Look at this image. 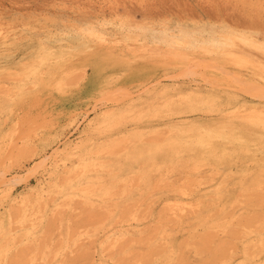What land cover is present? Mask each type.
Segmentation results:
<instances>
[{
  "label": "rangeland",
  "instance_id": "rangeland-1",
  "mask_svg": "<svg viewBox=\"0 0 264 264\" xmlns=\"http://www.w3.org/2000/svg\"><path fill=\"white\" fill-rule=\"evenodd\" d=\"M0 46V95L11 96L0 113V175L10 179L0 184V264H264V126L233 114L263 102L264 0H0ZM86 48L48 77L46 52L59 66ZM28 61L45 78L37 89L32 75L7 72ZM129 104L143 109L91 132L108 107ZM241 122L248 152L218 138L210 156L157 160L148 184L123 163L129 131L164 143L174 128L234 133ZM86 140L90 167L74 172L68 150Z\"/></svg>",
  "mask_w": 264,
  "mask_h": 264
},
{
  "label": "bare ground",
  "instance_id": "bare-ground-1",
  "mask_svg": "<svg viewBox=\"0 0 264 264\" xmlns=\"http://www.w3.org/2000/svg\"><path fill=\"white\" fill-rule=\"evenodd\" d=\"M105 41V40H104ZM2 44H3V46L6 44V41H4L3 40V42H2ZM1 47V46H0ZM73 51V50H72ZM77 51V50H76ZM96 52V51H95ZM98 52V51H97ZM45 54H47V56H45L46 58L45 59H43L44 58V56H42L41 58L43 59V60H41V62L42 61H46V62H44V64H45V66H44V68H45V70L47 71V75H48V77L50 78V77H53L54 75H55V72H56V68H57V70L58 69H62V70H65L66 71V69L68 68L69 69V66H68V64L67 63H69L71 60H74V59H76V63H77V57L80 55V54H85L86 56H89V55H91V49L90 48H86V50H84L83 52H78V53H72V54H69V56L68 57H66L65 59H64V61H63V63L61 64V65H59V66H54V65H50V60H51V54L50 53H48V52H46ZM94 55V54H93ZM89 58V57H88ZM103 58V57H102ZM47 59V60H46ZM94 59H96V56H94ZM93 59V60H94ZM99 59V58H98ZM242 60V59H241ZM40 61V60H39ZM236 61V60H235ZM74 62V63H75ZM238 62V61H237ZM30 63H32V61H28V62H26V63H23V65L21 66V68H20V70H18V69H13V68H8L7 70V72H9V70H12L11 72H12V76H15V77H17L18 79H21V78H23V77H27V76H31L32 75V78H33V83L35 84V88L37 89L38 88V86H40V85H44L43 84V82L45 81V78H41V74L40 73H36V72H34V70H33V68H31L30 66H31V64ZM175 63V62H174ZM30 64V65H29ZM42 65H44L43 63H41ZM79 64H81L82 65V70L83 69H85V70H87V67L89 66V63H88V60L87 61H85V62H82V63H78V65ZM78 65H76V67L78 66ZM101 66V65H100ZM100 66H98L97 68L99 69V67ZM150 66V65H149ZM161 66V65H160ZM186 67H188V66H186ZM71 68V67H70ZM79 69H81V67H78ZM77 68V69H78ZM96 68V69H97ZM41 70H42V68H40ZM95 69V70H96ZM94 70V71H95ZM189 70H191V69H189ZM193 70V69H192ZM191 70V72H193ZM65 71H63V73H66ZM81 71V70H80ZM97 71H99V70H97ZM96 71V72H97ZM182 71V70H181ZM187 71V70H186ZM194 71H195V69H194ZM83 73H84V71H82ZM81 72V73H82ZM77 73H78V71H77ZM14 74V75H13ZM161 74V73H160ZM3 75V74H2ZM9 75H10V73H9ZM66 75V74H65ZM167 75V74H166ZM93 76H95V73H94V75ZM102 76V75H101ZM169 76V75H168ZM175 76V75H174ZM96 78H98L97 76H95ZM173 77V76H172ZM206 77V76H205ZM210 77V76H209ZM11 78V77H10ZM161 78H163V77H161ZM62 79H64V78H62ZM88 79V78H87ZM67 80V79H66ZM95 80V79H94ZM97 80V79H96ZM163 80V79H162ZM216 80V79H215ZM137 81V80H136ZM72 82V81H71ZM95 82H97V81H95ZM157 82V81H156ZM159 83V82H158ZM172 83V82H171ZM234 83V82H233ZM3 84V83H2ZM93 85H94V83H92ZM100 84V83H99ZM163 84V83H162ZM175 84H178V83H176L175 82ZM229 84V83H228ZM96 85V84H95ZM1 86V85H0ZM16 88L15 89H13V91H21L22 89H23V84H22V82H19V84L17 85V86H15ZM163 87V89H161V91H163V90H165L164 89V87H166V85L164 86H162ZM161 87V88H162ZM179 87V86H178ZM193 87V86H192ZM227 87V86H226ZM232 86H230V88H231ZM90 88V87H89ZM108 88V87H107ZM166 88H168V87H166ZM233 88V87H232ZM236 88H238V87H236ZM9 90V89H8ZM180 90H182V89H178V93H181V92H179ZM192 90V89H191ZM260 90H264V88H260ZM9 91H12V89L11 90H9ZM161 91H159V93L161 92ZM193 91V90H192ZM247 91V90H246ZM258 91V90H257ZM5 92H7V91H5ZM164 92V91H163ZM250 92V91H249ZM165 93V92H164ZM164 93H162V95H164ZM193 93V92H192ZM252 93H254V92H252ZM198 95V97L197 98H200V99H202V95L201 94H199V93H197ZM257 94H259V93H257ZM10 95V94H9ZM9 95H8V93L6 94H3L2 96L0 95V113H1V111H2V107H3V104H4V101L6 100V99H8V98H11V96L9 97ZM13 95V94H12ZM87 95V94H86ZM95 95V94H94ZM101 95V94H100ZM99 95V96H100ZM132 95V94H131ZM166 95V94H165ZM172 95H173V93H172ZM220 95V94H219ZM256 95V94H255ZM130 96V95H129ZM252 96V95H251ZM122 97V96H121ZM166 97V96H165ZM164 97V98H165ZM179 97V96H178ZM206 97V96H205ZM253 97V96H252ZM255 98H263V102H262V104L260 105V106H257V107H245V106H242V107H238V108H235L234 110H233V114L234 115H236V116H239V117H242L243 119V121H245V122H247V123H251V124H254V125H258V126H264V95H261V94H259V95H257V96H254ZM51 98V97H50ZM196 98V99H197ZM204 98V97H203ZM104 98H102V99H98V100H103ZM166 99H168V98H166ZM173 99H174V96H173ZM57 100V99H56ZM107 100V99H106ZM114 100V99H113ZM120 100V99H119ZM169 100V99H168ZM176 100V99H175ZM184 100V99H183ZM191 100H192V97H191ZM190 99H189V102L191 101ZM198 100V99H197ZM208 100V99H207ZM122 101V100H121ZM173 101V100H172ZM261 101H262V99H261ZM9 102V101H8ZM133 102H134V100H133ZM175 102V101H174ZM184 102V101H183ZM194 102V100H192L190 103H193ZM244 102V101H243ZM129 103V102H128ZM170 103H171V101H169V102H167V106H169L170 105ZM182 103V102H181ZM185 103H187L186 101H185ZM189 103V104H190ZM20 104V103H19ZM104 105H105V103H103ZM135 104V103H134ZM145 104V103H144ZM148 104V103H147ZM242 104V103H241ZM128 107L126 108V109H124V110H122V109H119L120 111L118 112L117 111V109L116 110H113V107H112V109H110L108 106V108L107 109H109V110H107V111H105V112H102L100 115H98V117L96 118V122H95V126L93 125V127H95V128H93L92 130H91V132L92 131H94L95 129H96V127L98 126V125H100V124H102V123H104V122H106L108 119H114V117L117 115V116H119V115H122V113H129L130 115H133L135 112H136V110L137 109H139L140 110V108L141 109H143V104H138V106H135L136 108H135V110H134V108H133V106H132V104H129V105H127ZM176 106V105H175ZM224 106V105H223ZM6 107V106H5ZM4 107V108H5ZM96 107V106H95ZM100 107V106H99ZM173 107V106H172ZM151 108V107H150ZM220 108V107H219ZM8 109V108H7ZM173 109V108H172ZM68 110V109H67ZM104 110V109H103ZM74 112V111H73ZM146 112V111H145ZM5 113V112H4ZM87 113V112H86ZM141 112H138V114L140 115V116H142V114H140ZM233 115V116H234ZM60 117V116H59ZM83 118V117H82ZM233 118V117H232ZM134 119H135V117H134ZM2 120H3V118H2ZM29 120H30V118H29ZM239 120V119H238ZM28 121V120H27ZM94 122V121H93ZM226 122V121H225ZM21 123V122H20ZM26 123V122H25ZM232 123V122H231ZM238 123V122H237ZM23 124V123H22ZM91 124V123H90ZM242 122H241V124H240V127L238 128V130L236 131V132H234V133H232V132H225V131H223V132H221V133H218V132H216L215 130H213V129H202V128H199V127H196V126H194V125H190L187 129H184V130H179L178 131V129H176V128H174L173 130H175V131H177V133L176 134H174V136H172L171 135V138L169 139V140H167L166 142H164V143H159L158 141H151V142H149V143H144L143 141H142V139H141V132H139V133H137V132H135V133H132V132H128V133H131V134H128L127 133V135H124V137H125V142H127V145H126V147L125 148H123L124 149V151H123V163L124 164H126V165H128V166H130L132 169H133V171L135 172V173H138L139 174V178H140V181H142L143 183H146V184H148L149 182H151V179H150V177H149V171L151 170V169H153L154 167H156L157 165H158V163H157V160H159V159H170V158H172L171 157V155H173V154H179V153H182V152H184V151H190V152H200V154L202 153V154H204L205 156H207V155H212V154H209V153H211V152H214V151H217L218 149H219V147H216L214 144H213V141H215V139H218V138H220V139H223V140H225V142H227V143H231V144H233L234 142L239 146V149L238 148H236V149H238V151H240L241 152V150L243 149L244 151L243 152H245V147H247L248 146V144L250 143V139L247 137V135H246V133H245V131H244V129H243V127L244 126H242ZM236 125V124H235ZM77 126V125H76ZM222 126H223V124H222ZM228 126H229V124H228ZM231 126H233V125H231ZM242 126V127H241ZM247 126V125H246ZM250 126V125H249ZM235 127V126H234ZM22 128V127H21ZM28 128H29V126H28ZM91 128V127H90ZM212 128H214V127H212ZM236 128V127H235ZM15 129V128H14ZM18 129V128H17ZM104 129V128H103ZM249 129V128H248ZM31 130V129H30ZM29 130V131H30ZM89 130V129H88ZM187 130V131H186ZM246 130V129H245ZM15 131V130H14ZM13 131V132H14ZM249 131V130H248ZM251 131V130H250ZM28 132V131H27ZM26 132V133H27ZM264 132V131H263ZM172 133H174L173 131H172ZM170 134H171V132H170ZM25 135V134H24ZM18 137V136H17ZM250 137V136H249ZM15 138V137H14ZM50 138V137H49ZM16 140V139H15ZM76 140V139H75ZM262 140H264V139H259V141H262ZM10 141V140H9ZM14 141V140H13ZM80 143V142H79ZM86 143H87V140L84 142H81V144H79L78 146H73V147H71L69 150H68V160H69V158L70 159H72L73 157H75V156H77L78 158H79V163H78V165H76L74 168H73V171L74 172H76V170H79V169H83V170H88L89 169V165H88V163H87V161L84 159V158H81L80 157V155H83V147L86 145ZM118 143V138L117 139H114L110 144H107L106 146H103V147H101V151H105V148L107 147V146H110V145H113V144H117ZM10 144V143H9ZM262 144H263V142H262ZM11 145V144H10ZM17 145V144H16ZM77 145V144H76ZM225 145V144H224ZM11 147H13V146H11ZM10 147V148H11ZM15 147V146H14ZM13 147V148H14ZM242 148V149H241ZM229 149V148H228ZM232 149V148H231ZM234 149V148H233ZM235 149V150H236ZM246 149H248V147L246 148ZM9 150V149H8ZM54 150V149H53ZM92 150H93V148H92ZM52 151V150H51ZM99 151V150H98ZM202 151V152H201ZM207 151V152H206ZM247 152L249 151V149L248 150H246ZM13 152V151H12ZM206 152V153H205ZM219 152H221V154H226V153H229V152H227V147H223L222 148V150H219ZM232 152H234V151H232ZM81 153V154H80ZM217 153V152H216ZM8 154V153H7ZM56 154V153H55ZM66 154H67V152H66ZM66 154H64V155H66ZM5 155H6V153H5ZM54 155V154H53ZM59 155V154H58ZM8 156V155H7ZM51 156V155H50ZM53 158L55 157V155L54 156H52ZM57 157V156H56ZM55 157V158H56ZM67 157H66V159H67ZM114 159H117V157H118V154H115V155H113L112 156ZM45 158V157H44ZM58 158V157H57ZM45 160H46V158H45ZM53 161V160H52ZM264 161V160H263ZM57 162V161H56ZM55 162V163H56ZM262 162V161H261ZM42 163H44V162H42ZM44 166H46V164L44 165ZM39 168V167H38ZM37 168V169H38ZM54 170H55V172H53V174L51 173V176H55V178H56V175H57V166L56 165H54ZM38 172V171H37ZM110 172H112V171H110ZM1 174H2V172H1ZM6 173H3L2 175H0V184H7V183H9V181H10V179H5L6 177V175H5ZM37 174V173H36ZM14 175V174H13ZM50 175V174H49ZM19 176V175H18ZM59 176V175H58ZM12 177H14V176H12ZM17 178V177H16ZM54 178V177H53ZM55 178L52 180V181H54L55 180ZM15 179V178H14ZM8 182H7V181ZM16 180V179H15ZM14 180V181H15ZM13 181V180H12ZM58 181V180H57ZM60 181V180H59ZM58 181V182H59ZM20 182V181H19ZM18 182V183H19ZM11 183V182H10ZM13 183V182H12ZM152 183V182H151ZM55 184H56V182H55ZM54 184V185H55ZM48 187H51V184H48ZM58 189H59V187H58ZM227 190V189H226ZM222 194H223V189L222 188H219V189H217V190H215V197L216 196H218L217 198V200H219V198L222 196ZM226 193H224V195H225ZM226 196V195H225ZM26 198V197H25ZM198 198V197H197ZM196 198V199H197ZM213 198V197H212ZM196 199H195V201H196ZM199 199V198H198ZM203 199V198H202ZM215 199V198H214ZM214 199H212L213 201H214ZM228 199V198H227ZM25 200L26 199H21L20 201H22V204L23 205H25L26 206V204H27V202H25ZM200 201H201V198L199 199ZM216 200V201H217ZM233 200V199H232ZM231 200V201H232ZM19 201V202H20ZM177 201V200H176ZM202 201H204V200H202ZM202 201H201V203H202ZM213 201H211L210 203H212ZM25 203V204H24ZM197 203V202H196ZM206 203H207V201H206ZM209 203V202H208ZM202 204H205V203H202ZM216 204V203H215ZM214 204V202H213V207H216V206H219L218 204L217 205H215ZM188 205V204H187ZM197 205V207H199L200 205H198V204H196ZM196 205H195V207H196ZM215 205V206H214ZM177 206V205H176ZM184 206H186V205H184ZM205 206V205H204ZM208 206H210L211 207V205L209 204ZM208 206L206 207L207 209H205V210H207L208 211ZM23 207V206H22ZM178 207H180V206H178ZM196 207V208H197ZM181 208V207H180ZM182 208H184V207H182ZM181 208V209H182ZM193 208H194V206H193ZM199 208H201V207H199ZM177 209V208H176ZM204 208H202L201 210H203ZM180 210V209H179ZM179 210H178V213H179ZM184 210H186L185 208H184ZM198 210H200V209H198ZM198 210H196V211H198ZM181 211V210H180ZM207 211H205L206 213H207ZM184 212V211H183ZM195 214L197 213V212H194ZM181 214V213H180ZM193 215L194 216V218H196L197 216L196 215ZM204 214V213H203ZM203 214H200L201 216L203 215ZM135 215V214H134ZM206 215V214H205ZM204 215V217H206ZM136 216V215H135ZM177 216V215H176ZM209 215H208V213H207V217H208ZM134 217V216H133ZM199 217V216H198ZM217 217V216H216ZM216 217H212V218H216ZM178 218V217H177ZM208 218H210V217H208ZM207 218V219H208ZM131 219V218H130ZM136 219H137V217H136ZM173 219V218H172ZM206 218H201L200 220H199V222L201 221V222H203V225L202 226H207L208 224H211L210 222H211V220H210V222L207 220ZM211 219V218H210ZM156 220V219H155ZM219 220V219H218ZM132 221H135V220H133L132 219ZM138 221V220H137ZM192 221V220H191ZM194 221V220H193ZM196 221H198V220H196ZM222 222V221H221ZM220 222V223H221ZM189 223V222H188ZM191 223V222H190ZM198 223V222H197ZM196 222L194 223V224H197ZM202 224V223H201ZM163 227H162V230L166 227H164V224L162 223L161 224ZM222 225V224H221ZM227 225V224H226ZM138 226V225H137ZM192 226H194V225H192ZM159 227H160V225H159ZM208 227V226H207ZM223 227V226H222ZM221 227V228H222ZM135 228H136V226H135ZM161 228V227H160ZM192 228V227H191ZM198 228V227H197ZM204 228V227H203ZM202 228V229H203ZM214 228H215V225H214ZM166 229V228H165ZM194 229V228H193ZM207 229V228H206ZM212 229H213V226H212ZM211 229V230H212ZM137 230V229H136ZM139 230V229H138ZM137 230V232H139ZM160 230V229H159ZM208 230V229H207ZM211 230H209V231H211ZM213 230H215V229H213ZM130 231V230H129ZM141 231V230H140ZM217 231H219V229L217 230ZM220 231H222V230H220ZM219 231V232H220ZM226 232V231H225ZM127 233V232H126ZM125 233V234H126ZM224 233V232H223ZM124 234V235H125ZM168 235V234H167ZM123 236V235H122ZM163 237H164V235H163ZM166 237V236H165ZM245 237V236H244ZM263 238V237H262ZM260 239V238H259ZM257 240H258V238H257ZM256 240V241H257ZM261 240V239H260ZM131 241V240H130ZM143 241V240H142ZM165 241H166V239H165ZM172 241V240H171ZM163 242H164V239H163ZM130 243V242H129ZM128 243V244H129ZM161 243V242H160ZM159 243V244H160ZM178 243V242H177ZM176 243V244H177ZM143 244V243H142ZM257 244V243H256ZM124 245V244H123ZM161 245H162V243H161ZM170 245V244H169ZM127 246V245H126ZM166 246V248H167V245H165ZM256 246H258V244L256 245ZM120 247V246H119ZM118 247V248H119ZM259 247V246H258ZM123 249V248H122ZM127 252V251H126ZM44 257V256H43ZM106 257V256H105ZM143 258V257H142ZM44 259H45V257H44ZM114 259V258H113ZM112 259V260H113ZM47 261V260H46ZM114 261V260H113ZM113 263V262H112ZM234 263V262H233ZM110 264V263H109Z\"/></svg>",
  "mask_w": 264,
  "mask_h": 264
}]
</instances>
